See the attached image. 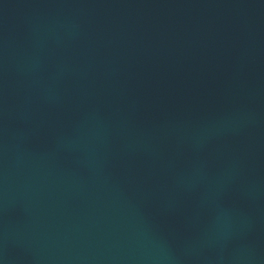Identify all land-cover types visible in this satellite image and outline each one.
<instances>
[{
	"label": "water",
	"instance_id": "1",
	"mask_svg": "<svg viewBox=\"0 0 264 264\" xmlns=\"http://www.w3.org/2000/svg\"><path fill=\"white\" fill-rule=\"evenodd\" d=\"M0 264H264V0H0Z\"/></svg>",
	"mask_w": 264,
	"mask_h": 264
}]
</instances>
